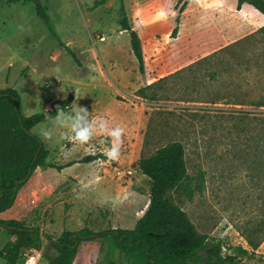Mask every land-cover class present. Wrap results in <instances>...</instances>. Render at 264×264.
Here are the masks:
<instances>
[{"label":"rangeland","instance_id":"374dc122","mask_svg":"<svg viewBox=\"0 0 264 264\" xmlns=\"http://www.w3.org/2000/svg\"><path fill=\"white\" fill-rule=\"evenodd\" d=\"M45 1L55 32L81 63L90 50L94 76L87 77L88 68L59 43L34 3L0 0V86L19 91L25 114L48 112L33 128L35 133L41 124L52 126V111L70 93L75 94L71 108L81 107L85 100L93 120L118 112L117 119L125 116L119 122L124 129L120 154L115 160L100 156L110 140L106 134L96 133L79 143L69 129L55 130L44 140L48 160L64 168L38 167L14 206L0 212V218L22 219L56 236L84 227L132 228L148 206L153 185L137 161L181 141L192 185L200 182L202 188L192 196L174 189L168 197L188 213L200 233L211 241L221 240L223 254L247 248L249 253L239 256L236 264H264V172L258 168L263 155L259 141L264 137V34L254 30L260 14L249 4L240 9L231 1L232 30L228 42L217 43L211 37L223 33L221 22L213 8L202 12L200 33L209 37L195 47L193 59L198 61L146 86L130 34L120 24L124 0ZM246 19L249 27L244 26ZM169 30L166 25L159 29L166 48L174 46ZM100 32L106 35L102 41ZM244 33L248 34L236 39ZM95 42L103 50L116 43L117 53L110 55L113 75L98 60ZM115 76L121 79V88L114 83ZM89 155L99 158L85 161ZM249 236L257 247L250 245ZM10 238L0 228V248ZM48 247L43 235L41 247L25 250L21 264H45ZM113 255L120 264H129L118 249ZM108 263L109 244L102 246L99 240L82 243L74 261ZM0 264H5L1 257Z\"/></svg>","mask_w":264,"mask_h":264},{"label":"trees","instance_id":"16d2710c","mask_svg":"<svg viewBox=\"0 0 264 264\" xmlns=\"http://www.w3.org/2000/svg\"><path fill=\"white\" fill-rule=\"evenodd\" d=\"M8 1L34 3L40 19L74 60L79 65L82 64L76 52L55 32L45 0ZM188 1L177 0L178 12L184 10ZM244 3L250 4L264 15V0H238V8ZM120 24L130 34L132 52L140 71L144 73L142 39L138 30L130 23L125 5ZM178 29V25L175 26L172 34L175 35ZM259 30L264 34V25ZM146 86L139 90L143 91ZM74 98V93L64 98L59 107L52 111L53 116L58 109L66 111L70 108ZM45 118L46 112L25 114L19 91L10 86H0V212L14 206L20 190L38 167H54L58 170L64 168L48 160L50 150L47 144L33 131ZM259 142L263 146V155L258 168L264 172V137ZM100 156L106 158L104 154ZM97 158L99 155H89L84 160L90 162ZM137 165L152 179L153 185L148 206L134 227L66 229L56 236L43 233L39 227L30 226L22 219L0 218V228L13 236L0 248V257L5 260V264H21L25 250L41 247L43 235L49 241L48 248L51 249L46 254L48 260L45 264H74L81 244L93 240H99L102 246L109 244L108 264H120L113 255L115 249H118L121 257L129 264H236L239 256L249 253L247 248L240 246L236 253L223 254L221 240L214 242L206 234L200 233L188 213L168 197V193L174 189H184L192 196L195 190L202 188L200 182H196L195 188L192 185L193 179L187 169L186 147L183 142L173 141L157 148L150 155H142ZM248 241L252 247L259 245L250 236Z\"/></svg>","mask_w":264,"mask_h":264},{"label":"crops","instance_id":"0c3cea01","mask_svg":"<svg viewBox=\"0 0 264 264\" xmlns=\"http://www.w3.org/2000/svg\"><path fill=\"white\" fill-rule=\"evenodd\" d=\"M165 1L167 0H145L143 3H140L138 0H124L130 23L135 29L138 30L142 39L145 59V72L140 73L142 78H145L147 80V84L156 82L160 78L165 77L166 75H169L173 72L182 70L186 66H192V64L198 61L196 59H193L195 47H197L202 42L203 37H205L206 39L209 37L208 35H203L200 33L199 20L202 12H209L213 8V10L216 12L215 18L221 22L223 33L211 37L216 39L215 42H228V31L232 30V16L230 9L232 6L231 1L233 0H228V2L226 0H189L182 12H178V10L176 9L177 0H169V2ZM234 1H237L238 3V0ZM134 3L136 6H134ZM242 6L240 9H242ZM246 7L248 6L246 5ZM250 7L255 9L251 5ZM194 9L196 11H194ZM255 10L260 15H258L259 25H256V28L254 30H259L260 27L264 25V15L257 9ZM134 19L139 21L140 24H135ZM164 25H166L168 29H170L167 32L169 37L172 33L173 28L177 25L179 27L178 32L173 35L174 37H172L174 46L171 48H166L165 46H163L162 36L159 33L160 27ZM248 25L249 21L248 19H246L244 26ZM100 34L104 35L105 33L100 32ZM247 34L248 33H244L239 37H236V39L241 38L242 36H245ZM146 35H148V38L145 37ZM214 39L212 40L213 43ZM100 41L102 40L100 39ZM97 43L98 42L94 43L97 52L96 56L104 66L107 65L106 71L109 72L110 75H113L115 66L113 59L110 58V55H115L117 53V49L115 48L116 43H113L112 46L104 48V50L102 48V45L99 44L97 46ZM107 50L109 52H107ZM86 52L88 54L85 62H82V64L83 66L88 68L87 77H90L91 75L94 76L95 73V59L90 56V50L87 49ZM177 65L178 67H176ZM171 67L176 68L170 72L163 74L165 70ZM113 79L114 83L118 87H120L121 79L118 76H115ZM117 94L118 92L114 91V97L116 98L115 101L118 102L121 99L117 98ZM77 98L78 94L76 95V99ZM90 106V104H85V100L81 105V107L85 108L88 112V109H92V107ZM72 108L70 106V108H68L65 112H68ZM26 114L29 115L31 113ZM117 115L118 112H115L105 116L104 119L108 121L109 126L119 125V122L122 118H125V116L121 117V119L119 120L116 118Z\"/></svg>","mask_w":264,"mask_h":264},{"label":"clouds","instance_id":"9594fccd","mask_svg":"<svg viewBox=\"0 0 264 264\" xmlns=\"http://www.w3.org/2000/svg\"><path fill=\"white\" fill-rule=\"evenodd\" d=\"M51 125L49 127L47 124H41L37 133L41 139L48 140L52 138L55 130L69 129L73 140L85 143L96 133H103L110 138L108 147L104 150V156L110 160H115L120 154L123 127L120 125L109 126L108 121L103 117H97L93 120L90 113L77 104L69 112L58 109ZM67 135L68 133L65 132L64 136Z\"/></svg>","mask_w":264,"mask_h":264},{"label":"built area","instance_id":"2783aa9c","mask_svg":"<svg viewBox=\"0 0 264 264\" xmlns=\"http://www.w3.org/2000/svg\"><path fill=\"white\" fill-rule=\"evenodd\" d=\"M101 40H104L105 39V36L104 35H102V36H100L99 37ZM49 85V84H48Z\"/></svg>","mask_w":264,"mask_h":264},{"label":"water","instance_id":"95a60500","mask_svg":"<svg viewBox=\"0 0 264 264\" xmlns=\"http://www.w3.org/2000/svg\"><path fill=\"white\" fill-rule=\"evenodd\" d=\"M46 115H48V112L46 113Z\"/></svg>","mask_w":264,"mask_h":264}]
</instances>
